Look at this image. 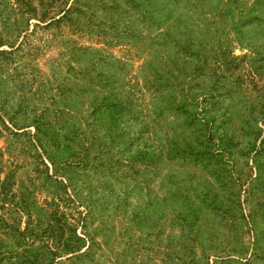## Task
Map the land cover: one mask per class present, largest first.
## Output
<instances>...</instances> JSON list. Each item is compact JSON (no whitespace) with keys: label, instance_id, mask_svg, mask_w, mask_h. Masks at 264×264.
<instances>
[{"label":"rangeland","instance_id":"1","mask_svg":"<svg viewBox=\"0 0 264 264\" xmlns=\"http://www.w3.org/2000/svg\"><path fill=\"white\" fill-rule=\"evenodd\" d=\"M0 264H264V0H0Z\"/></svg>","mask_w":264,"mask_h":264}]
</instances>
